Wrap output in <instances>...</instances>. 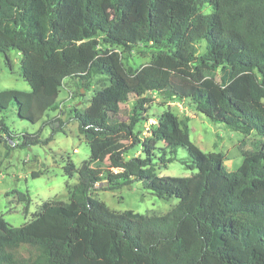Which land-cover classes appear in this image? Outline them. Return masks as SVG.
<instances>
[{"label":"trees","instance_id":"obj_1","mask_svg":"<svg viewBox=\"0 0 264 264\" xmlns=\"http://www.w3.org/2000/svg\"><path fill=\"white\" fill-rule=\"evenodd\" d=\"M12 50L21 54L31 91H0V115L14 106L34 124L59 110L66 81L90 89L101 76L108 85L85 111L71 112L93 169L69 162L65 173H78L69 201L44 203L23 226L0 216V264H264V0H0V56ZM135 50L152 59L127 70L131 86L122 61ZM155 94L190 100L213 122L255 135L253 149L228 172L223 155L203 153L188 125L168 111L144 135L138 127L149 121ZM131 95L129 122L113 120ZM5 120L0 116V146L53 140L20 138ZM179 147L197 172L159 175ZM136 149L139 156L126 158ZM135 182L179 203L148 216L113 211L92 196L97 185L115 191Z\"/></svg>","mask_w":264,"mask_h":264},{"label":"rangeland","instance_id":"obj_2","mask_svg":"<svg viewBox=\"0 0 264 264\" xmlns=\"http://www.w3.org/2000/svg\"><path fill=\"white\" fill-rule=\"evenodd\" d=\"M204 12H211L205 8ZM145 48H141L144 51ZM204 46H200L202 53ZM140 50L130 55L123 54L125 71L121 74L133 86L134 78L127 73L129 68L139 69L149 64L151 54L143 55ZM21 54L12 50L0 56V91L18 90L30 92L31 87L22 78L20 69ZM108 83L103 77L93 79L90 89L83 88L79 83L66 81L61 89L58 101L60 108L56 112H47L44 119L31 123L19 118L16 107L12 106L1 117L14 135L20 138L24 134L39 135L42 141L53 140L48 144H38L27 148L8 149L0 146V216L13 227H21L32 220L35 213L41 210L44 203H67L70 198L69 187L78 182V173L73 177L65 173L64 167L73 163L78 171L90 168V147L85 136L79 132V123L72 120V110L85 111L94 94L102 90ZM83 95V97H81ZM135 98L131 95L128 101L121 104L120 112L112 119L129 122ZM173 113L181 122L189 127L191 141L205 154L216 152L224 157L228 172H235L243 162V150L253 149L255 135L244 136L231 130L223 123L210 120L198 110L190 100H169L159 94L154 95V103L149 107L148 122L138 127L144 135L156 127L157 120L164 112ZM46 121V123H44ZM168 143H159L164 148ZM111 151L102 156L107 160ZM140 150L126 154V158L139 156ZM171 155H167V158ZM189 156L185 148L179 147L176 160L166 168H159L161 176L189 177L196 170H189L186 164ZM34 174L38 176L35 178ZM92 196L104 202L111 210L123 213L134 211L148 216H161L170 212L179 199H161L144 188L141 182H135L121 190L106 191L97 185Z\"/></svg>","mask_w":264,"mask_h":264}]
</instances>
